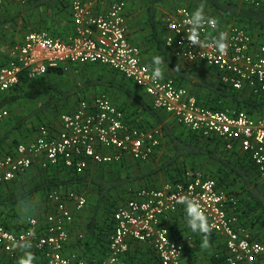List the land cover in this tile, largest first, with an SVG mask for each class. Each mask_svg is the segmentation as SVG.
Listing matches in <instances>:
<instances>
[{"label":"built area","instance_id":"obj_1","mask_svg":"<svg viewBox=\"0 0 264 264\" xmlns=\"http://www.w3.org/2000/svg\"><path fill=\"white\" fill-rule=\"evenodd\" d=\"M9 1L0 0V7ZM241 2L264 9V0ZM71 14L74 32L68 39L31 32L12 46L6 65L0 67V93L15 88L24 76L36 80L56 68L108 67L142 89L154 109L166 113L186 130L218 139L227 150L248 155L264 186L263 116L253 117L243 110H213L200 104L188 88L178 86L173 79L154 80V69L143 62L142 49L130 40L124 1H115L106 11L95 14L89 2L74 0ZM191 17L192 24H186ZM215 19L217 25L205 23L198 30L199 39L210 44L221 32L227 33L226 55L214 47L190 43L188 29L198 28L200 22L187 6L176 8L165 19L167 48L178 61L214 69L219 80L234 91L264 95V43L234 23ZM7 116L8 111H0V122ZM162 144L161 129L130 124L125 113L102 94L80 101L71 112L62 114L53 127H42L33 141L19 144L0 160V184L15 180L34 166H63L82 174L91 165L119 164L127 156L145 163L153 159ZM49 200L52 209L43 222L30 218L29 227L21 233L9 232L0 225V247L13 254L18 245L33 246L44 254L47 264H90L78 252L67 251L69 227L74 213L86 207V196L54 191ZM231 203L234 199L219 189L214 179L191 169L184 173L182 182L138 190L115 211L109 254L94 262L118 264L130 243L136 242L150 247L159 264H194L184 258L188 243L172 236L169 223L184 208H196L205 215L210 233L223 239L226 264H264V234L254 237L232 213ZM79 239H84V235H79ZM188 241L192 246L193 242Z\"/></svg>","mask_w":264,"mask_h":264},{"label":"trees","instance_id":"obj_2","mask_svg":"<svg viewBox=\"0 0 264 264\" xmlns=\"http://www.w3.org/2000/svg\"><path fill=\"white\" fill-rule=\"evenodd\" d=\"M24 1L25 12H30L31 15H33L32 13L35 10L47 13L45 25L42 26L44 29H57L60 27V24L55 25L57 20L54 21L53 16L72 22L71 5L73 0ZM135 1H141L146 6L148 22L145 25L151 28V33L146 38L150 42H155V47L153 46L151 49L150 45L149 48L143 47V43L137 45L142 50L146 48L143 51L144 53H159L164 60H167L177 72V76L172 79L178 86L189 87L192 85L194 96H196L199 103L213 110H243L253 117H264V95L253 96L246 95L244 92L234 91L219 79L210 81L204 77H198L199 70L202 67L197 64L181 68L175 62L165 47V39L162 32L158 29V24L160 23L157 20L159 15L158 7L165 0ZM14 2V0L9 1L0 7V67L6 65L8 60V55H5L1 48L19 15L22 14L21 11L16 14L12 12L10 4ZM201 4L204 5V15L220 18L223 23H234L245 29L258 41L264 43V9L250 7L240 0H197L196 3L190 2L188 7L194 13ZM163 23L165 24L164 21ZM40 30L43 29H30L28 27V33ZM63 30V33L53 31V35L65 37L71 31V29L66 28ZM20 41L21 39L12 40L11 45H15ZM149 66L155 70V66ZM73 67L79 69L80 72L78 73V78L72 84L69 83V78L66 75L68 70L56 68L36 80H30L24 76L20 84L15 88L0 93V111H7V109L16 107L22 109V113H17L15 119L8 114L0 122L3 127H7L8 132L6 138L0 141V160L14 151L15 146L26 143L25 140L33 141L34 135L42 127H53L62 114L71 112L80 101L91 100L95 98L93 96L100 93L115 96L120 93L127 100L137 103L132 104L127 100L120 99V97H117L118 99L116 98L114 102V105L125 113V119L130 124L144 129L156 128L162 124L164 143L158 148L157 152L165 147L166 152H168V158L164 160L160 167L138 178H130L123 174H118L113 178L105 179L101 174L96 173L92 176L87 173L85 175L69 174L67 180H60L57 169H61V166H53L54 168L44 169L45 172L54 170L51 178H45L39 184L31 185L29 173L34 167H37L34 166L15 180L0 184V225L5 230L12 233H21L29 227L28 220L35 217L31 212L33 208L30 207L33 205L31 200H35L42 192H46V199L42 202L46 204L47 210L41 217L36 218L41 222L46 219L48 212L52 209L49 195L56 187L61 188L64 185L68 191L81 194L82 188L92 185L98 194L96 203L89 206L87 198L86 207L82 212L74 213V221L70 227L80 229L85 215L91 212L89 230L86 229V226H83L87 234H83L84 239H79V236H76V248L80 253L83 251L81 254L78 252L83 259L90 264H95V260L99 262L103 260L100 255H97V253H102L101 248H94L101 238L97 231L107 230L109 235L113 233L115 227L114 213L119 207L117 204L119 202L126 204L136 191L128 184L140 179H146V183L141 185L138 190L159 189L162 187V184L159 183V176L165 177L166 183H177L184 181V173L187 170L200 169L206 177L214 179L218 184V188L225 192L229 198L234 199V203H231L232 213L239 218L242 225L252 232L254 237H262L264 234V186L260 183L257 168L248 155L242 154L237 150H227L225 145L218 139L204 138L191 131H174L173 126L163 124V113L153 108L149 98L145 96L142 89H136L124 76H119L118 72L110 68L99 67L98 65H77ZM97 68H99L101 73L98 72L97 75H93L92 72ZM105 71L111 73L114 78L104 79ZM149 116L153 117L154 124H150L148 121ZM9 138L12 139L11 143L8 141ZM157 152L154 155L155 158L153 157L154 159L158 155ZM207 162L212 167L204 169L206 168L204 164ZM115 191L121 192L116 199H112V194ZM185 210L189 211V208H184L173 219V221L176 219L174 224L171 225L173 221L169 224L171 232H177L180 236L182 235V229L180 230L178 227V220H180L181 214ZM100 212L104 216L108 215L104 220L107 221L108 219V222H105L106 229H103V227L101 230L98 229L99 221H97V215ZM207 235L211 237L210 240L213 242L221 239L212 233ZM220 246L225 249L223 243ZM19 248L20 246L15 249V253L10 254L0 247V264H19L20 260H26L30 253L35 257L33 264H47L44 254L33 246L23 244L20 248L22 252L18 251ZM89 250L90 253L88 254ZM74 252L77 251L75 250ZM152 258L155 261L152 264H159L155 255ZM212 264H226V249L218 252V255L212 258Z\"/></svg>","mask_w":264,"mask_h":264},{"label":"crops","instance_id":"obj_3","mask_svg":"<svg viewBox=\"0 0 264 264\" xmlns=\"http://www.w3.org/2000/svg\"><path fill=\"white\" fill-rule=\"evenodd\" d=\"M14 1H15L14 3L10 4V8H12V12L14 14H16L17 12L19 13V11H21L22 14L19 15L18 20L16 21L13 29H11L9 35L7 36V39L4 43V45L1 48V51L4 52L5 55L9 56V51L13 46V45H11L12 40H20L21 39V41H22L23 38L28 34V27L30 29H43V30H40L38 32H47L51 36H54L53 31L63 33L64 28L71 29L70 33H68L65 37L54 36V37H58V38H62V39H68V37L73 34V32H74L73 24H72V22H69V20L67 21V20H64V18L62 19L60 17L61 19H59V17L53 16V18L55 19L54 21L57 20L55 25L60 24V27H58L57 29H54V28L53 29L52 28L51 29H44V28H42V26L45 25L44 22L47 19L46 16H48L47 13H45V11L41 12L39 10H35V12L32 13L33 15H31L30 12H27V11L25 12V4H24L25 1L24 0H14ZM84 1L89 2L90 6L92 7V10L95 14H99V13L106 11L108 9L109 5L115 1H124L127 4L128 24H129V32H130L131 42L136 44V45L139 43L140 44L143 43V45H144L143 47H148V48L150 45V49L153 46L155 47V42H153V41L150 42V41H148V38H146L147 36L150 35L151 28L149 26L145 25V24H147L146 22H148V16H146V6L141 1H135V0H84ZM190 2L196 3L197 0H165L158 7L159 15L157 17L158 18L157 20H158V23L160 22L158 24V29L160 32H162L164 39L167 35V29H166V26L163 23V21L165 22L166 17L170 13H172L176 8L181 7V6H187L188 7ZM24 25H26V27H24ZM13 30H14V32H13ZM165 47L167 48L166 44H165ZM144 50H146V48H144ZM144 50H142L143 62L147 65H153L156 67V65L153 62V58L157 57V56L161 57L159 55V53H152V52L144 53L143 52ZM168 51H169V49H168ZM170 56L175 60V62L181 68H186L190 65H193V64H186L184 62L178 61L177 59H175L173 57L171 52H170ZM197 65L202 67L199 70L198 77H204L205 79L210 80V81H217L219 79L214 69H212L208 66H205V65H200V64H197ZM74 66H77V65H74ZM98 66L100 67L101 65H98ZM101 67H105V66H101ZM160 67L162 69V77L163 78L172 79V78H175L177 76L176 70H174L171 67L170 63L167 60L163 59V63ZM106 68H108V67H106ZM70 69L74 70L75 67L71 66V67H69L68 70H70ZM97 69H99V68H97ZM104 76H105L104 79H106V80L108 78H110V79L114 78V76L111 73L106 72V71L104 73ZM119 76H122V75L120 74ZM77 78H78V73L76 74L75 79H77ZM196 80H198V79H196ZM129 82L132 83L136 89H139L137 86H135V84L133 82H131V81H129ZM192 87L193 86L190 85L189 87H186V88H188L191 91V93L194 95V89H192ZM99 95H102V93H100ZM99 95H96L93 97H97ZM105 95H107V94H105ZM110 95L108 94L107 96L109 97V99L113 103L116 101L117 97H120V99H122V100H127L126 97L120 93H118L116 96L115 95L110 96ZM112 96H114V97H112ZM127 101H129V100H127ZM149 101L151 102L150 99H149ZM129 102H131L132 104H137L134 101H129ZM151 104H152V102H151ZM152 106H153V104H152ZM160 113H163V112L160 111ZM162 115H163L162 117L164 119L163 124L173 126L174 131H177V130H178V132H182L183 130L188 131L185 128L179 126L175 122V120L172 117H170L169 115H167L166 113H163ZM14 116L15 117H12L13 119L16 118V115H14ZM148 121L150 122V124H154V122H155L152 116L148 117ZM161 127H162V124L157 126L156 128L161 129ZM7 135H8L7 127H3V124H0V141L2 139L6 138ZM36 136H37V133L34 135V139L36 138ZM11 140H12L11 138L8 139V141L10 143H11ZM29 141L30 140H25L26 143H28ZM163 143H164V137H163ZM4 145H6V143H4ZM17 146H15L14 149ZM157 154L158 155L156 156V159H154L155 158L154 157L151 161H148L145 163L137 162V161L133 160L130 156H127L123 160V162L119 163V164L107 165V166H103V167L91 165L90 169L85 171L82 174H78L76 170H69V169H66L62 166H61V169H57V170L59 171L58 175H59L60 180L61 179L67 180V178L69 177V174H71V175H73V174L83 175L84 174L85 175L87 173H89L92 176L95 175L96 173L101 174L105 179L113 178L114 176H117L118 174H123L125 176L130 177V178H138L139 176H142L145 173H149L153 169H157L158 167L161 166V164L164 162V160L166 158H168V155H167L168 152H166L165 147L161 148L157 152ZM53 171L54 170L52 169V171L50 170V172H45L44 169L39 167V166L34 167L33 170L30 171V173H29L30 174L29 181L32 182L31 185L39 184L45 178H51ZM198 171L203 172L200 169H198ZM158 179H159V183L162 184V186H164L166 184L165 177L159 176ZM145 183H146V179H140V180L132 182L128 185L132 186L136 191H138V188L141 185H144ZM140 190H142V189H140ZM54 191H58V192H61L63 194H67V193L72 192V191H68L67 188L64 187V185H62L61 188L56 187V189H54ZM120 192L121 191H115L112 194V199H116L119 196ZM81 194L86 195V198H88V205L89 206L93 205V203H96V201L98 199V194L96 193V191L94 190L92 185L86 186V188L85 187L82 188ZM39 196H41V197L38 198ZM44 199H46V192H42L40 195H38L36 197L35 200H31V203L33 204L32 206H30V207H33L31 212L37 218L41 217V215H43L44 212H46V210H47L46 204L42 202ZM117 205L119 207H121V206L125 205V203L119 202ZM188 212L189 211H187V210L182 212L180 220H178V227L180 230L182 229V235L181 236L178 235L177 232L176 233L171 232L172 236L173 237L176 236L175 237L176 239L181 240V241H186V243H188L187 251H186L185 257H184L186 261H190L194 264H212V258L215 255H218V252L225 250L224 248H222L220 246L223 243V239H218L217 241L215 240L213 242L212 240H210L211 237L209 235L203 234L199 231H193L191 229V227L189 226L188 221H193V222L197 223V225H199V221L195 220L194 215L187 214ZM90 216H91V212L87 213L85 215L83 224L81 225L80 229H73V228L69 227L70 238H69V243H68V247H67L68 252L76 250L77 252L80 253V251L76 248L77 247L76 246V236L78 237L79 235L84 234V233L87 234L86 229L89 230L88 226H89L90 221H91ZM106 216H108V215L104 216L101 212L97 215V221H99L98 229L101 230L102 227H103V229H106L105 228V222H108V219H107V221H104ZM174 218H175V216L172 217L171 220L173 221ZM175 220L171 223V225L174 224ZM83 226H86L87 228L85 229ZM97 234L101 235V238H100V242L97 245H95L94 248H101L102 253L101 254L97 253V255L98 256L100 255V258L102 257L104 260V259H106L107 255L109 254L110 239H111L112 233H111V235H109V232L107 234V230H104V231L98 230ZM205 239H207V241H208L207 247L203 246ZM188 240H191L193 242L192 246H190V243ZM22 245H18V246H20V248H21ZM20 248L18 249V251L22 252V250ZM151 250L152 249H150V247H148L147 245H144L141 243H136V242H131L128 253L121 257L118 264H152V262H155V261H153V258H152L153 255H155V253L152 252L153 250L152 251ZM89 253H90V250H89L88 254ZM95 258H97V257H95Z\"/></svg>","mask_w":264,"mask_h":264},{"label":"clouds","instance_id":"obj_4","mask_svg":"<svg viewBox=\"0 0 264 264\" xmlns=\"http://www.w3.org/2000/svg\"><path fill=\"white\" fill-rule=\"evenodd\" d=\"M194 14H195V18L200 22V24H199V27L196 29H193V28L188 29V32H189L188 39H189L190 43L193 46L214 47L218 52L226 55L228 47H229V44L227 43V33L221 32L219 34L218 39H214L210 44L202 42L199 39V31L198 30L205 23L212 25V26H215L218 24V21L215 18H209V17H206L204 15V5L203 4H201L197 8V10L194 12ZM185 23L191 25L192 24V17H191V19L186 20ZM153 62L156 65L154 73H153V79L154 80L155 79H161L162 78V69L160 66L163 63V58L158 57V56L154 57ZM177 70H179V69H177ZM184 201H182V202H184ZM187 214L194 215L195 220L199 221V225H197V223H195L193 221H188V224L193 231H199V232L206 234V235L210 234L211 227L208 224V221H207L205 215L203 214V212L201 211V209L198 211L196 208H190V210ZM207 244H208V241H207V239H205L203 246L207 247ZM34 260H35L34 255L32 253H30L28 255L27 259L26 260H20L19 264H33Z\"/></svg>","mask_w":264,"mask_h":264},{"label":"rangeland","instance_id":"obj_5","mask_svg":"<svg viewBox=\"0 0 264 264\" xmlns=\"http://www.w3.org/2000/svg\"><path fill=\"white\" fill-rule=\"evenodd\" d=\"M78 70L79 69H74V70L70 69V70L66 71L67 78H69L68 79L69 83L72 84L76 80L75 79L76 78V74L80 72ZM98 72H99V69H96L92 73H93V75H97ZM99 73H101V72H99ZM7 111H8L9 116H11V117H15L14 115H17V113H19V114L22 113V109H18L17 107L16 108H10ZM204 165H206V168H204V169H208V168L212 167L209 162L205 163ZM201 169H202V167H201ZM34 218H37V217H34Z\"/></svg>","mask_w":264,"mask_h":264}]
</instances>
